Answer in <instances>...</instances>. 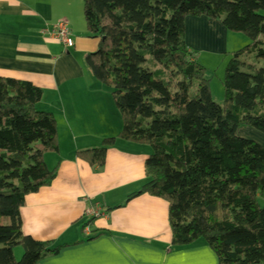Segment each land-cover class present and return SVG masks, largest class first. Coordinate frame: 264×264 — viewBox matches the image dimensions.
<instances>
[{
    "label": "trees",
    "instance_id": "trees-1",
    "mask_svg": "<svg viewBox=\"0 0 264 264\" xmlns=\"http://www.w3.org/2000/svg\"><path fill=\"white\" fill-rule=\"evenodd\" d=\"M82 13L98 41L85 65L111 89L122 121L117 140L151 152L146 182L115 209L140 196L164 201L171 247L203 241L217 264H264V150L236 135H264V0H82ZM187 18L252 33L225 68L220 105L185 44ZM41 98L30 83L0 78V264H40L62 249L23 236L19 222L25 198L57 177L44 162L59 152L56 120L37 110ZM115 143L77 158L103 169Z\"/></svg>",
    "mask_w": 264,
    "mask_h": 264
},
{
    "label": "crops",
    "instance_id": "crops-1",
    "mask_svg": "<svg viewBox=\"0 0 264 264\" xmlns=\"http://www.w3.org/2000/svg\"><path fill=\"white\" fill-rule=\"evenodd\" d=\"M187 22L202 46L215 44V53L202 49L215 56L232 54L225 52L241 36L203 18H187L185 26ZM60 23L71 32L72 49L65 50L44 34ZM203 32L210 39L203 41ZM97 46L85 30L82 0H0V78L27 82L42 91L37 107L56 120L59 141L58 154L44 157L49 170L57 168L56 179L27 196L19 211L22 235L52 244L48 250L62 247L40 264H217L203 241L171 247L164 201L140 196L115 209L146 182L148 155L115 147L107 151L103 169H91L77 158V153L100 147L90 143L98 138L89 132L111 118L107 108L112 112V101L85 65ZM236 135L264 150V135L249 128ZM94 204L100 205L103 216L83 228V213Z\"/></svg>",
    "mask_w": 264,
    "mask_h": 264
},
{
    "label": "rangeland",
    "instance_id": "rangeland-1",
    "mask_svg": "<svg viewBox=\"0 0 264 264\" xmlns=\"http://www.w3.org/2000/svg\"><path fill=\"white\" fill-rule=\"evenodd\" d=\"M264 14V13H263ZM191 22V21H189ZM186 23L185 26V36H184V41L186 46L190 49V52L192 54H194V56L197 59V62L203 66L205 68V72H206V78L210 81L209 83V87L211 90V95L214 99V101L216 103H218V105L221 104V101L223 99V94H224V90H223V79H224V75H225V68L228 64V62L231 60V55L233 56L235 54V52H239L241 51L243 48H245L247 45H249V37L252 36L251 32L242 34L240 37H237V41L234 42V44L232 45V47H230V49L225 52V53H229L231 51H233L232 54H228V55H214V53L217 51L215 44H211V46L209 48H207V45L205 44V46H202V42L198 41L197 38L195 37L196 34L193 32L194 29L191 30V26L188 25V23ZM192 26L193 25L192 23ZM86 30V28H85ZM210 39V35L207 33L205 34L203 32L202 34V39L203 41L206 39ZM202 49H208L209 51H212L214 53H208L205 52ZM231 57V58H230ZM102 91L105 92L106 97L110 99V102L112 101L111 98V89L108 86H103L101 88ZM113 104V101H112ZM106 107V106H105ZM38 111H43V107H36ZM105 111V110H104ZM107 111L109 112L108 115L111 117L110 119L108 118V121L110 123L106 124L105 126L99 125L95 128H93V131H90L89 133H93V137H97L98 140L96 138H91L89 137V139L91 138L90 143L93 145H101V143L104 140L107 139H116V143L114 145L113 148H117L119 150H124V151H129L131 152H135V151H139V152H143L145 153V155H149L151 154L150 149L148 147H138L134 148V147H128L127 145H125L123 142L118 141L117 137L121 132V127H122V121H121V117L118 114L114 104L112 105V112L107 108ZM252 130V129H251ZM255 131V130H253ZM257 132V131H255ZM92 145V146H93ZM137 147V146H135ZM53 158V157H49ZM51 160V159H50ZM46 163L48 165V167H51V162L48 161V158H46ZM51 169V168H50ZM15 257H16V261L20 260V255H21V250L17 249L15 252Z\"/></svg>",
    "mask_w": 264,
    "mask_h": 264
},
{
    "label": "built area",
    "instance_id": "built-area-1",
    "mask_svg": "<svg viewBox=\"0 0 264 264\" xmlns=\"http://www.w3.org/2000/svg\"><path fill=\"white\" fill-rule=\"evenodd\" d=\"M45 36L58 42L65 50L72 49L74 46V40L71 35V32L68 26L65 23H60L54 26L50 30L44 31ZM101 207L98 204L89 205L88 208L84 211V218L90 219H99L103 216L101 212Z\"/></svg>",
    "mask_w": 264,
    "mask_h": 264
}]
</instances>
